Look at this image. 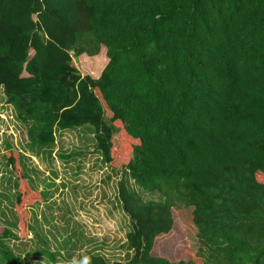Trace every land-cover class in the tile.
I'll use <instances>...</instances> for the list:
<instances>
[{"label":"trees","instance_id":"trees-1","mask_svg":"<svg viewBox=\"0 0 264 264\" xmlns=\"http://www.w3.org/2000/svg\"><path fill=\"white\" fill-rule=\"evenodd\" d=\"M0 90L33 145L90 126L128 177L116 187L132 255L84 264H264V0H0ZM22 159L4 155L21 230L43 199ZM9 238L0 264H17Z\"/></svg>","mask_w":264,"mask_h":264},{"label":"rangeland","instance_id":"rangeland-1","mask_svg":"<svg viewBox=\"0 0 264 264\" xmlns=\"http://www.w3.org/2000/svg\"><path fill=\"white\" fill-rule=\"evenodd\" d=\"M84 47L88 49L90 44ZM73 64L82 75L90 73L91 62L73 60ZM54 135L50 147L33 145L28 127L0 90V231L8 228L18 236L6 239L4 246L15 255L17 264H84L87 253L99 254L109 263L125 261L132 255L126 247L131 221L120 207L116 187L125 175L112 170L120 164H104L95 150L90 126L56 130ZM9 149L23 157L27 180L43 197L21 212L23 230L17 228L14 209L16 183L5 167L4 155ZM129 184L145 201L159 198L133 181ZM180 220L177 228L182 234L183 216ZM182 235L183 242L177 238L171 245L176 259H187L188 238Z\"/></svg>","mask_w":264,"mask_h":264}]
</instances>
